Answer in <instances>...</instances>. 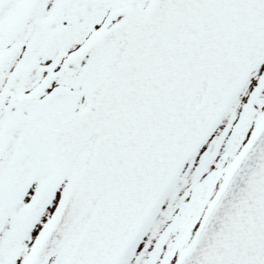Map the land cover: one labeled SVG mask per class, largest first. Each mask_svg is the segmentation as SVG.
<instances>
[{"label": "snow or ice", "instance_id": "obj_1", "mask_svg": "<svg viewBox=\"0 0 264 264\" xmlns=\"http://www.w3.org/2000/svg\"><path fill=\"white\" fill-rule=\"evenodd\" d=\"M0 264H264V0H0Z\"/></svg>", "mask_w": 264, "mask_h": 264}]
</instances>
